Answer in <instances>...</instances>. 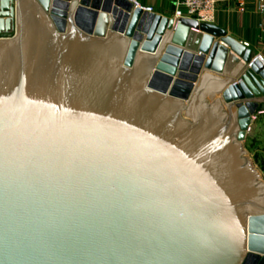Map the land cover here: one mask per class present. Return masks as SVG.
<instances>
[{
  "label": "water",
  "instance_id": "1",
  "mask_svg": "<svg viewBox=\"0 0 264 264\" xmlns=\"http://www.w3.org/2000/svg\"><path fill=\"white\" fill-rule=\"evenodd\" d=\"M262 113V62L213 24L0 0V264H264Z\"/></svg>",
  "mask_w": 264,
  "mask_h": 264
},
{
  "label": "crops",
  "instance_id": "2",
  "mask_svg": "<svg viewBox=\"0 0 264 264\" xmlns=\"http://www.w3.org/2000/svg\"><path fill=\"white\" fill-rule=\"evenodd\" d=\"M180 0H136L140 7L168 18H175L177 3ZM213 25L226 31L235 39L264 58V14L259 12L255 3L248 1L246 11L241 12L238 0H223L217 7ZM230 75L229 82L236 81ZM261 115H264L263 113ZM264 117V116H263ZM260 118L252 126L254 140V159L264 169V120Z\"/></svg>",
  "mask_w": 264,
  "mask_h": 264
},
{
  "label": "built area",
  "instance_id": "3",
  "mask_svg": "<svg viewBox=\"0 0 264 264\" xmlns=\"http://www.w3.org/2000/svg\"><path fill=\"white\" fill-rule=\"evenodd\" d=\"M136 7H140L136 0H130ZM223 0H180L177 3L175 18L177 21L187 18L199 23L213 24L218 5ZM248 1L254 2L258 11L264 14V0H238L241 12L246 11ZM145 9V8H144ZM152 12L151 9H145ZM264 66V58L258 57ZM251 132V129L249 133ZM264 183V182H263Z\"/></svg>",
  "mask_w": 264,
  "mask_h": 264
},
{
  "label": "rangeland",
  "instance_id": "4",
  "mask_svg": "<svg viewBox=\"0 0 264 264\" xmlns=\"http://www.w3.org/2000/svg\"><path fill=\"white\" fill-rule=\"evenodd\" d=\"M8 21H5L4 22V26L6 27L7 26V23ZM264 114V113H263ZM264 115H260L258 117V120L260 118H262L261 120H264ZM257 120V121H258ZM256 121V122H257ZM245 149H246V152L248 153V157L252 160V162L254 163L255 167L258 169V171L260 172V174L262 175V181L264 182V169L262 168L263 166H259V164L255 161L254 159V156H253V153H254V140H253V133H252V130L251 132L249 133L248 135V138L246 140V143H245ZM263 160H264V157H263ZM264 165V164H263Z\"/></svg>",
  "mask_w": 264,
  "mask_h": 264
}]
</instances>
